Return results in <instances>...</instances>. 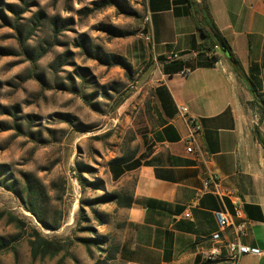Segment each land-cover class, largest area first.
<instances>
[{
    "label": "rangeland",
    "instance_id": "obj_1",
    "mask_svg": "<svg viewBox=\"0 0 264 264\" xmlns=\"http://www.w3.org/2000/svg\"><path fill=\"white\" fill-rule=\"evenodd\" d=\"M102 1L0 0V240L8 243L0 264H91L98 247L91 254L77 241L34 260L29 235L66 244L91 237L81 230L91 226L113 242L121 223L115 202L87 203L131 195V174L115 181L109 166L140 150L135 115L156 66L142 38L145 0H119L123 10ZM29 183L41 193L36 215L25 203Z\"/></svg>",
    "mask_w": 264,
    "mask_h": 264
},
{
    "label": "crops",
    "instance_id": "obj_2",
    "mask_svg": "<svg viewBox=\"0 0 264 264\" xmlns=\"http://www.w3.org/2000/svg\"><path fill=\"white\" fill-rule=\"evenodd\" d=\"M205 1L235 56L263 92L264 0ZM194 15L188 2L145 0L156 69L142 84L135 115L140 150L121 174L109 166L115 181L133 177L132 204L120 207L121 223L110 236L118 247L111 264H264V147L256 133L258 128L264 138V117L250 104L247 82L222 49H206ZM212 55L218 60L211 62ZM184 61L194 67L182 66ZM181 106L202 125L191 152L187 146L192 129ZM211 174L243 203L248 225L241 241L262 254L231 258L226 243L235 238L234 226L220 231L214 211L229 212L234 224L239 218L232 198L215 193L212 185L203 190ZM197 195L198 205L186 217ZM216 231L221 233L218 240L212 238ZM212 252L214 258L207 259Z\"/></svg>",
    "mask_w": 264,
    "mask_h": 264
},
{
    "label": "trees",
    "instance_id": "obj_3",
    "mask_svg": "<svg viewBox=\"0 0 264 264\" xmlns=\"http://www.w3.org/2000/svg\"><path fill=\"white\" fill-rule=\"evenodd\" d=\"M103 5L107 4H115L123 10V6L121 1L119 0H104L102 1ZM176 2H188L194 8V16L197 23L198 30L202 33L204 38L205 47L207 50L212 51L216 46H221L226 50L224 53L230 60L234 70L237 72L239 76H241L248 84V87L252 93L253 100L250 101V104L253 106H257L260 112L261 118L264 117V91L260 92L255 83L253 82L250 75H248L241 64L240 60L235 56L231 45L229 44L226 37L221 33V31L216 26L212 14L210 12V8L205 0H202L200 3H196L194 0H176ZM108 30L111 31L109 27ZM147 31V27L144 26V32ZM222 49V48H221ZM97 52V51H96ZM217 55L211 56V62L217 61ZM162 59V58H161ZM177 60V59H176ZM175 60V61H176ZM183 65H189L185 61L182 62ZM194 67V66H191ZM190 68V67H189ZM257 137L261 144L264 147V138L257 128L256 130ZM136 152H131L128 155H122L120 157L114 158L110 162V166L113 170L118 172V175L123 172V166L128 165L134 158ZM84 181V178H81ZM41 193L38 192L35 185L32 183L26 185V198L25 203L27 204V208L29 211L37 214L36 210L32 207L34 204V200L38 198ZM109 202H115L119 207H130L132 204V199L130 196H123L120 193H106L104 195L95 197L91 199L87 204L93 208L94 205L105 204ZM95 216L97 212L93 209ZM97 218L100 220L102 217L97 215ZM88 221L89 219L86 218ZM39 221H42L39 218ZM102 221V220H101ZM103 222V221H102ZM20 227V226H19ZM53 229L60 228V223H55L52 225ZM82 231H89L92 233L91 237H68L66 239V244L63 243L64 240L62 239H49L44 236L40 231L37 229H33L31 234L29 235V246L31 250V255L34 260L36 259H45L46 257H54L58 255L62 250H68V246L72 244L74 241L81 242L86 245L88 251L93 254L92 245H96L99 249V257L92 263V264H111L110 261L116 257V253L118 250L117 245L109 240V238L98 235L96 229L91 226H84L81 228ZM8 246V243L5 242L3 239L0 240V251L4 250Z\"/></svg>",
    "mask_w": 264,
    "mask_h": 264
},
{
    "label": "built area",
    "instance_id": "obj_4",
    "mask_svg": "<svg viewBox=\"0 0 264 264\" xmlns=\"http://www.w3.org/2000/svg\"><path fill=\"white\" fill-rule=\"evenodd\" d=\"M148 18L145 17V21H147ZM142 38L151 45L153 43V34L151 30H147L146 32L142 33ZM218 47V46H216ZM177 55H173V58H176ZM181 111L184 114V116L187 117L189 124L191 125V132L190 138L188 139L189 144L187 146V151L191 152L193 150L192 147V141L197 133H199L202 130V125L200 121L197 118L189 117L188 116V108L187 106H181ZM211 185L213 186V191L219 195L230 197L232 198L233 207H234V216L239 218L238 223H233L232 215L223 210H215L214 215L215 219L217 221V224L219 226L220 231L228 227L229 225L233 224L234 231H235V238L231 241H228L227 247L230 250L231 258L233 260H238L242 255L245 254H254V255H260L263 253V251L258 247H252L249 245L244 244L241 241V237L246 235L247 233V225L248 221L245 218V212L243 209V203L235 198L234 192L232 189L223 187L221 184V179L216 174H211L209 177L205 178L203 181V190H210ZM199 196L197 195L195 199H193L189 205H188V211L185 213L186 217H190L191 214L189 212L190 208L195 207L198 205ZM220 231H216L213 233L212 238L215 240H218L221 238ZM215 253H209L206 255L207 259L214 258Z\"/></svg>",
    "mask_w": 264,
    "mask_h": 264
},
{
    "label": "water",
    "instance_id": "obj_5",
    "mask_svg": "<svg viewBox=\"0 0 264 264\" xmlns=\"http://www.w3.org/2000/svg\"><path fill=\"white\" fill-rule=\"evenodd\" d=\"M221 48H222V51L225 53L226 52V50L221 46Z\"/></svg>",
    "mask_w": 264,
    "mask_h": 264
}]
</instances>
